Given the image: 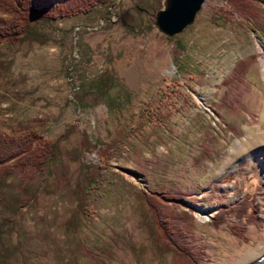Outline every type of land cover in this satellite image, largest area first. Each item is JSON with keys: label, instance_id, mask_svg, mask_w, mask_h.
Here are the masks:
<instances>
[{"label": "rangeland", "instance_id": "rangeland-1", "mask_svg": "<svg viewBox=\"0 0 264 264\" xmlns=\"http://www.w3.org/2000/svg\"><path fill=\"white\" fill-rule=\"evenodd\" d=\"M252 1L264 10V0ZM164 5L94 1L90 11L31 20L42 43L0 48L12 59L0 74L6 135L35 128L62 148L83 149V131L101 146L119 130L127 134L108 160L97 148L83 150L70 163L69 186L26 172L9 179L6 199L25 193L28 200L17 212L18 228L7 233L12 241L24 230L32 237L36 264H64L61 257L75 253L79 239L66 232L73 214L81 243L110 242L111 252L100 253L109 264H174L156 246L142 189L192 200L188 238L210 264H264V30L230 0H204L189 25L166 35L155 23ZM239 60L246 69L237 78ZM69 124L77 130L61 137ZM94 170L101 188L85 181ZM75 184L92 191L88 215L69 193ZM243 194L254 199V219L228 214L214 225L217 209ZM13 213L0 208V223ZM231 225L244 226L242 237ZM75 255V264H92L86 254Z\"/></svg>", "mask_w": 264, "mask_h": 264}, {"label": "trees", "instance_id": "trees-1", "mask_svg": "<svg viewBox=\"0 0 264 264\" xmlns=\"http://www.w3.org/2000/svg\"><path fill=\"white\" fill-rule=\"evenodd\" d=\"M94 1L104 0H0V48L4 45H19L25 39L42 43L43 38L31 28V20L55 19L81 11H90ZM230 2L235 11L245 15L254 25L264 30V10L259 5L252 0H230ZM11 64L12 59L4 55L0 56V74L7 73ZM245 69L246 61L239 60L234 67L237 78L244 73ZM76 130L74 124H69L61 137L68 138ZM126 135L123 130H119L109 142L101 146L91 142L87 133L83 131V149L77 146L66 149L61 147L58 140L44 138L43 134L35 128L27 129L21 136L6 135L0 130V208L6 206L8 210L14 212L0 223V264H36L32 237L24 230L20 237L12 241L7 233L10 231L9 235H12L16 231L17 212L28 200L25 193H11V198L6 199L9 179L26 172L30 176L52 178L57 183L63 181L69 186L70 163L78 160L83 150L97 148L101 156L108 160L112 156H117V153L122 150V144L127 139ZM139 165L140 173H146L147 166ZM85 181L94 184L95 189L104 185L103 180L99 179L97 170L90 172ZM86 188L85 185L75 184L69 193L77 201V210L88 215L85 204L92 191H86ZM140 193L155 227L156 246L159 251L170 252L174 264H210L202 250L192 246L188 238V232L194 226V219L193 209L187 202L192 200L180 192L170 190L142 189ZM256 212L252 196L243 194L233 204L220 206L212 221L214 225H217L228 214L238 218L244 217L245 220L250 221L254 219ZM66 225V232L69 235H75L79 240L74 248L75 253L69 258L61 257L64 264H75L76 253L86 254L92 264H109L110 260L101 255L111 252L109 241L97 238L90 246L81 243L78 233L81 225L75 214L69 217ZM231 229L236 235L242 237L244 226L231 225Z\"/></svg>", "mask_w": 264, "mask_h": 264}, {"label": "water", "instance_id": "water-1", "mask_svg": "<svg viewBox=\"0 0 264 264\" xmlns=\"http://www.w3.org/2000/svg\"><path fill=\"white\" fill-rule=\"evenodd\" d=\"M204 0H165L156 12L155 23L166 35L182 31L195 18Z\"/></svg>", "mask_w": 264, "mask_h": 264}]
</instances>
